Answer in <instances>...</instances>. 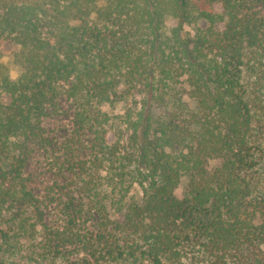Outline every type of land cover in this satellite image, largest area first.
<instances>
[{
    "label": "trees",
    "instance_id": "1",
    "mask_svg": "<svg viewBox=\"0 0 264 264\" xmlns=\"http://www.w3.org/2000/svg\"><path fill=\"white\" fill-rule=\"evenodd\" d=\"M189 1L0 0V48L17 46L19 70L0 61V264L26 241L39 264H264V0ZM127 96L130 134L108 143L99 106ZM62 101L89 135L67 147L88 152L68 159V230L45 227L48 203L23 173L31 147L56 146L41 122Z\"/></svg>",
    "mask_w": 264,
    "mask_h": 264
},
{
    "label": "rangeland",
    "instance_id": "2",
    "mask_svg": "<svg viewBox=\"0 0 264 264\" xmlns=\"http://www.w3.org/2000/svg\"><path fill=\"white\" fill-rule=\"evenodd\" d=\"M193 2L194 0H190V5H192ZM219 9L220 6L217 5L216 10L219 11ZM262 11L264 13V9ZM192 13L195 16V12L193 11ZM175 22L176 20L171 17L166 18V26L168 27L174 25ZM197 24L201 25V21ZM191 27L192 26L187 25L185 30L190 32ZM16 50V45L6 44L0 48V61L7 67L9 76L13 80H15L19 74L18 68L13 63V53ZM121 89H123L122 86H119V90ZM137 97L138 94L136 93L135 98L137 99ZM135 106L134 98L130 96L99 106L101 111L107 115V123L101 125L106 132L105 137L108 143H112L118 139L122 144L127 140L130 132L129 128L126 127L127 120L124 115H127V112H133ZM71 119V104L62 101L59 114L52 117L48 116L42 120L41 123L45 130V134H48L52 141L56 143V146L53 149L47 148L45 150L39 146L31 147V152L27 157L23 169V173L28 178L26 184L30 187L33 194L45 197L48 203V209H46L44 213V225L45 227H48V229L68 230V224L66 222L67 217L60 212L59 207L61 204H59V202L66 199V192L72 193L74 199L79 201L77 193L78 182L75 180L73 175L74 170L71 168L70 163H68V159L88 158V152L85 150L79 149L76 151L75 147H70V149L67 148L70 143H75L74 146L82 145V147H84L89 141L88 134L77 135L73 133ZM71 148H73V150ZM212 164L214 165L215 162ZM187 181L188 177L186 175L180 177L178 185L174 191L178 198H181L185 194ZM127 184H130L128 197H130V195L134 196L135 194L136 196L140 195V188L135 180H128ZM108 213L111 220L121 219L122 214L118 211L110 210ZM31 221H33V219H31ZM79 222L78 227L81 229L88 232L93 229L94 221L92 219L85 221L79 219ZM1 227H3V222L0 221V228ZM43 232L44 229H42L41 225L36 223L34 238H32L33 243L38 242L41 239ZM28 246L29 243H27V241L24 242L19 256L17 258L9 259L6 264H39L36 261H27ZM64 247H67L68 251L65 252V255L70 259L80 254L78 249H73V245L69 246V244H66ZM259 249L264 253V244H260ZM59 263L62 264L60 260H55L53 262V264ZM45 264H50V262Z\"/></svg>",
    "mask_w": 264,
    "mask_h": 264
}]
</instances>
